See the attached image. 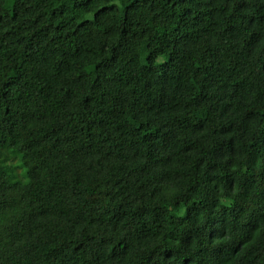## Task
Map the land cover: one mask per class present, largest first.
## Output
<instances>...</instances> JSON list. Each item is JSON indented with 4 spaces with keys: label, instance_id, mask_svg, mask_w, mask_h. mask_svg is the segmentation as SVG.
I'll list each match as a JSON object with an SVG mask.
<instances>
[{
    "label": "trees",
    "instance_id": "1",
    "mask_svg": "<svg viewBox=\"0 0 264 264\" xmlns=\"http://www.w3.org/2000/svg\"><path fill=\"white\" fill-rule=\"evenodd\" d=\"M0 264H264V0H0Z\"/></svg>",
    "mask_w": 264,
    "mask_h": 264
},
{
    "label": "rangeland",
    "instance_id": "2",
    "mask_svg": "<svg viewBox=\"0 0 264 264\" xmlns=\"http://www.w3.org/2000/svg\"><path fill=\"white\" fill-rule=\"evenodd\" d=\"M23 173L22 170L16 171V174L19 176V178H21V174Z\"/></svg>",
    "mask_w": 264,
    "mask_h": 264
}]
</instances>
